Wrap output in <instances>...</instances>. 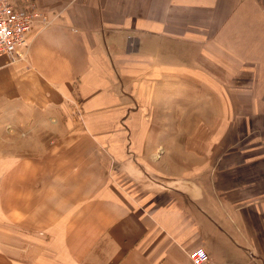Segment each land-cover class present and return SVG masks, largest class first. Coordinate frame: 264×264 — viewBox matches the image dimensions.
Here are the masks:
<instances>
[{
	"label": "crops",
	"instance_id": "obj_1",
	"mask_svg": "<svg viewBox=\"0 0 264 264\" xmlns=\"http://www.w3.org/2000/svg\"><path fill=\"white\" fill-rule=\"evenodd\" d=\"M34 3L0 101L55 138L0 146V264H264V0Z\"/></svg>",
	"mask_w": 264,
	"mask_h": 264
},
{
	"label": "rangeland",
	"instance_id": "obj_2",
	"mask_svg": "<svg viewBox=\"0 0 264 264\" xmlns=\"http://www.w3.org/2000/svg\"><path fill=\"white\" fill-rule=\"evenodd\" d=\"M19 3H22L21 0H18ZM53 18V17H52ZM52 18L49 17L48 24L52 22ZM29 52V51H28ZM25 60H18L15 61V63L19 61H26ZM9 63H13L9 61ZM76 83L75 81L73 82ZM73 92L75 94L74 100L76 101V104H80V98L78 96L77 90L75 89V86H73ZM73 100V102H74ZM68 103L67 101H65ZM147 108H148V115H147V121L148 124L151 126H154V123H160L163 124L165 127L163 129V140H165L167 137H165V134L167 133L166 128L167 125H170V123H176L180 122L181 119L183 122L186 123L191 117L188 115H180V119H178L177 114L173 113L171 114L170 107L172 104H167V101L163 100H147ZM157 103V104H156ZM6 102L0 101V146H3L4 151H10L12 146H19L20 148H24L28 150V148H33L35 145L36 140H43V139H54L55 138V132H53V129L55 128L54 124L52 123L54 119L51 117L50 120H42L37 119L36 122H38V126L34 128V130H30V127L26 126L28 121V116L26 114H23L20 109L25 108L23 106L15 107V108H9L5 105ZM158 106L159 110L155 107ZM73 109L76 111V119L77 122L82 123V114H80V108H75L72 105ZM71 107V109H72ZM25 110V109H24ZM187 117H190L189 119ZM30 120V119H29ZM32 121V120H31ZM50 127L52 131H47V128ZM43 127L45 128L43 130ZM181 131V130H180ZM184 131H181V133ZM44 137V138H43ZM171 149V148H168ZM159 185H164V182H160ZM250 259V258H249ZM247 259V260H249ZM246 261V260H245Z\"/></svg>",
	"mask_w": 264,
	"mask_h": 264
},
{
	"label": "built area",
	"instance_id": "obj_3",
	"mask_svg": "<svg viewBox=\"0 0 264 264\" xmlns=\"http://www.w3.org/2000/svg\"><path fill=\"white\" fill-rule=\"evenodd\" d=\"M0 0V55L9 61L25 60L28 55L29 33L40 22L48 24L35 6L34 0ZM190 264H210L206 250L199 246L187 252Z\"/></svg>",
	"mask_w": 264,
	"mask_h": 264
}]
</instances>
